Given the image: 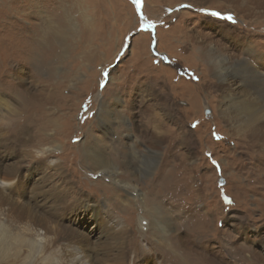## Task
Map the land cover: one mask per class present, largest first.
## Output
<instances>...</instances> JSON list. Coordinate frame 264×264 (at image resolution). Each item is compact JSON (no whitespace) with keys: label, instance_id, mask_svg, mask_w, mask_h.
I'll use <instances>...</instances> for the list:
<instances>
[{"label":"rangeland","instance_id":"1","mask_svg":"<svg viewBox=\"0 0 264 264\" xmlns=\"http://www.w3.org/2000/svg\"><path fill=\"white\" fill-rule=\"evenodd\" d=\"M183 4L230 12L236 23ZM141 7V0H0V97L6 102L0 106V169L6 174L9 168L16 183L4 194L15 206L0 194V212L32 208L37 227L55 240L46 255L77 245L119 264H264L257 138L245 140L235 113L225 115L226 87L232 86L215 84L208 60L215 50L264 71V0H144ZM129 38L130 54L117 63ZM103 104L127 121L101 126ZM157 132L165 134L160 141H154ZM87 136L98 138L121 166L118 174L86 162L81 144ZM127 142L136 143L141 158L124 153ZM44 147L56 149L38 156ZM148 150L160 152L147 171ZM127 160L140 169L135 176L124 174ZM114 177L130 180L149 198L147 184L161 182L157 202L170 220L166 240L153 235L150 209L139 202L123 209L122 200L135 194L114 187ZM103 203L117 227L98 223ZM15 248L21 247H12L0 264L16 262ZM27 254L21 248L16 264H27Z\"/></svg>","mask_w":264,"mask_h":264},{"label":"bare ground","instance_id":"2","mask_svg":"<svg viewBox=\"0 0 264 264\" xmlns=\"http://www.w3.org/2000/svg\"><path fill=\"white\" fill-rule=\"evenodd\" d=\"M208 57V60H210V63L212 64L213 70H215V78L217 80L215 84L219 82L224 84L229 83L232 86L230 88L226 87L227 93L225 95V100L228 105L224 111L225 115H231L232 113H235V121L239 123L241 128L243 129V135L245 140L248 141V137L250 138L251 136L257 138V149H253L252 144H247L249 148L253 149L257 153V159L260 161L261 165H264V71L257 67L254 68L251 65L252 63H248L246 59L243 58L239 60L227 59L226 57L220 58L218 52L215 50H211ZM234 86H238V88H240L239 92L232 91ZM0 106H3V108L6 106V102L2 96L0 97ZM15 120L16 118L13 122H16ZM99 120L100 125L105 127L107 125L114 126L116 123L124 124L127 121L123 115L118 118L112 117V112L108 109V106L106 104H103L100 107ZM164 136L165 134L163 132H157L153 136L154 141H160V139ZM87 137L88 139L81 144V151H83L82 155L84 158H86V162L93 163L94 165L98 166L100 172H105V174L110 173L111 176L118 174L121 169V166L115 165L109 160L105 149H103L102 145H100L98 138L94 136ZM89 139L90 142L88 143ZM185 139L186 140L183 139L185 143H189L190 140L188 138ZM171 141H173V138H171ZM135 144L133 142H127V144L124 145L123 148L124 153L129 155L131 158L138 159L139 157L141 158V155L139 156L137 154L136 148L134 147ZM55 149L56 147H44L42 149L37 150V155L40 157L51 156V154L55 152ZM120 149L122 148L120 147ZM159 152L160 151L156 150H148L146 152L144 156L146 159L142 161V163L147 164L145 165L147 171L154 167L159 157ZM146 160H148V162H146ZM132 162L133 160H127L123 163L126 168L124 170V174L129 173L132 175L134 174L135 176L139 173L140 169H136ZM49 164L51 165L52 169L57 168L58 166L56 165L58 164V160L51 159ZM138 167L140 168V166ZM5 169L7 170L6 174H3L2 169H0V194H2L1 196L4 197L2 202L4 203L8 201L9 204L7 205H10L11 203L12 206H15V201L6 198L4 195L5 192L15 188V176L12 177L13 172L9 171V168L5 167ZM167 174L159 173V177L163 178L167 176ZM262 177L264 176L260 175L259 178L261 181H264ZM111 180L114 184L113 186L119 189L120 191L127 192L128 195H131V192L133 193V196L135 194V197L132 199L125 198L122 200L123 209L127 210L129 208H133L131 204L134 205V202H136V204L137 202H139V205L143 204V207H146L147 209L146 213L148 212V209L151 210L149 211V215H151L152 220L149 223V227L151 230H153V235H155L157 238L165 239L168 235L167 232L169 229L170 220L167 214H164L165 212L160 208L158 204L159 202H157V195L159 194L158 191L160 189H158V186H160L161 182H157L155 181L156 179H153L152 182H149L147 184L151 185L153 188L151 197L149 198V196L145 194L146 192L144 193L143 190L139 189L138 186L132 184V182L130 180H127L126 178L114 177ZM163 193L164 192H162V194ZM165 195L167 196V193H165ZM141 196L143 197L139 198ZM16 208L17 207H12V210L14 211ZM99 208L103 215L100 214L101 221H99L98 223H100V225L108 224L110 226L114 224L115 227H117V221L111 218L110 211L106 208V205L103 203L100 205ZM6 209L7 208H5V210ZM18 212L19 213L15 215L12 211L7 212L2 210L0 212V260L2 263L7 262L6 259L9 254L8 252L12 250V247L18 245L21 248H25L28 253L26 256L28 257L27 264H34V258L41 259V264H119L117 262H111L109 259L100 256L99 250L97 248H90L77 245L67 246V248H64L62 250H55L54 252H51V254L48 255L44 254V252L50 248L52 243L54 244L55 240H52V242L48 241L46 236L47 231L43 230L44 228L42 229L41 227H37L36 213L32 208L25 206L24 208H22V210H18ZM144 215H142L140 218L142 220H148L146 217H144ZM108 225L107 227H109ZM120 225L121 224H119V226ZM105 228L106 227L104 226V229ZM160 242L161 241L158 242V247L161 248L162 245ZM171 242L172 241L168 239V246L174 253V255H176L177 252L174 250L175 248ZM21 248L19 249V252L15 248L17 251L14 256L16 257V262H14L13 264H16L17 260L20 257ZM240 248L242 247H239V250ZM95 252L97 253L95 254ZM64 255L65 258H63Z\"/></svg>","mask_w":264,"mask_h":264},{"label":"snow or ice","instance_id":"3","mask_svg":"<svg viewBox=\"0 0 264 264\" xmlns=\"http://www.w3.org/2000/svg\"><path fill=\"white\" fill-rule=\"evenodd\" d=\"M143 3H144V0H141V4H142L141 12L143 11ZM180 7H181L182 9L187 8V9H192V10H194V11H197V12H199L203 17H206V18H207V17H212V18H215L216 20L226 21V22H228V23H230V24H234V23H236V20H235L233 14L230 13V12L225 13V12H222V11H219V10H213V9H194L193 6L190 5V4H183V5H181ZM156 27H157V26L154 25V28H156ZM139 31H144V30H143V29H139V30L137 31V33H135V34H138ZM135 34H133V38H134V35H135ZM153 38L155 39V42H156L155 45H157V44H158V40H157V38H156L155 36H153ZM130 49H131V42H130V38H129V39H128L127 47L125 48L123 54L119 57L117 63H119L120 61L126 59V55H127V54H130ZM167 60H168V59H167ZM158 62H159V61H157V63H158ZM109 77H110V73H109ZM192 78H193V79H198V77H195V76H193ZM106 84H107V82L105 83V86H106ZM198 123H199L198 121H197V122H193V123L190 125V127L193 128V129H195V128L198 126ZM213 138L216 139V140H218V141H219L220 139H222V138H221L216 132H213ZM207 156L212 157V153H211V152L207 153ZM210 162H211V164L213 165V167H216V168L219 170L218 162H217L215 159H211ZM226 203H228V204H231V203H232V200H231L230 197H228V199L226 200Z\"/></svg>","mask_w":264,"mask_h":264}]
</instances>
